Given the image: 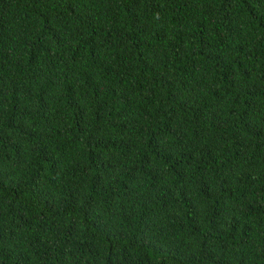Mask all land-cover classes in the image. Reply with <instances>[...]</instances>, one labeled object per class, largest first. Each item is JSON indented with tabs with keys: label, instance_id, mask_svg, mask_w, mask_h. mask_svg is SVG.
<instances>
[{
	"label": "trees",
	"instance_id": "1",
	"mask_svg": "<svg viewBox=\"0 0 264 264\" xmlns=\"http://www.w3.org/2000/svg\"><path fill=\"white\" fill-rule=\"evenodd\" d=\"M0 264H264V0H0Z\"/></svg>",
	"mask_w": 264,
	"mask_h": 264
}]
</instances>
